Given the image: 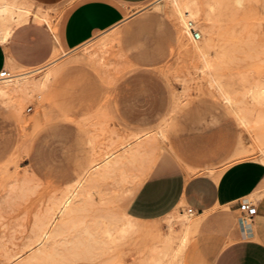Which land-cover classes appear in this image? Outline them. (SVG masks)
Segmentation results:
<instances>
[{"label": "rangeland", "instance_id": "1", "mask_svg": "<svg viewBox=\"0 0 264 264\" xmlns=\"http://www.w3.org/2000/svg\"><path fill=\"white\" fill-rule=\"evenodd\" d=\"M79 1L17 0L45 18L33 22L58 54L9 67L29 84L0 92V264H209L194 214L150 227L125 206L166 151L211 173L264 162V0L187 2L200 48L170 0H151L66 52L60 29ZM263 199L264 184L247 200Z\"/></svg>", "mask_w": 264, "mask_h": 264}, {"label": "crops", "instance_id": "2", "mask_svg": "<svg viewBox=\"0 0 264 264\" xmlns=\"http://www.w3.org/2000/svg\"><path fill=\"white\" fill-rule=\"evenodd\" d=\"M52 5L60 0H35ZM151 0H81L66 15L61 45L70 52L123 23L133 8ZM34 18L18 25L0 41V72L14 66L39 68L58 54L54 34ZM45 20V19H44ZM187 160L188 163H184ZM162 153L144 183L132 192L125 211L150 227L164 225L177 211L192 208L197 223L196 241L209 264H264V199L257 214L243 218L239 202L264 184V162L236 161L222 171L203 170L217 164L190 159L186 151ZM190 159V160H188ZM201 168L190 174L187 167Z\"/></svg>", "mask_w": 264, "mask_h": 264}, {"label": "bare ground", "instance_id": "3", "mask_svg": "<svg viewBox=\"0 0 264 264\" xmlns=\"http://www.w3.org/2000/svg\"><path fill=\"white\" fill-rule=\"evenodd\" d=\"M190 0H170L171 4H172V7H173V10L180 16L181 20L183 21V23L185 24V28L187 27V18H190L191 17V10L189 12V6L187 2H189ZM192 1V4H194L195 2H197L196 0H191ZM191 9V7H190ZM197 13V12H196ZM197 15V14H196ZM195 15V16H196ZM194 16V17H195ZM45 17V16H44ZM193 17V18H194ZM31 18H34L36 20H42V19H45L43 18L42 16H40L38 13H35V14H32L30 13L29 10L25 9L24 7H22L21 5L18 4L17 0H0V41L1 42H5L8 37L11 35V32L13 31V29L15 27H17L18 25L30 20ZM192 18V17H191ZM185 32L186 34L188 35L189 32L187 30V28L185 29ZM189 37H191L190 35H188ZM193 39V38H192ZM194 40V39H193ZM191 41V40H190ZM194 42L197 44V47L200 48V45L198 43L197 40H194ZM219 49V48H218ZM262 50V48H261ZM260 50V51H261ZM263 54V53H262ZM260 54V55H262ZM258 56V55H257ZM262 58V56H261ZM26 75V74H25ZM13 78V77H12ZM10 76L7 77V78H3L5 80V83H4V86L3 87H0V92L5 94L7 93V90L5 91V88H7L10 84H17L16 87H25L27 88V84H29V79L28 78H25V77H22L21 78H18L16 77V79H12ZM18 78V79H17ZM1 79V78H0ZM46 79V78H45ZM3 80V82H4ZM48 81V80H47ZM30 82H33V81H30ZM44 83V82H43ZM47 83V82H46ZM42 83H38V85L41 86ZM3 85V84H2ZM31 85V84H30ZM33 85H34V82H33ZM32 85V87H33ZM37 86V85H36ZM10 87V86H9ZM13 87V86H12ZM15 87H13V90ZM29 88V86H28ZM35 88V87H33ZM32 88V89H33ZM12 89V88H11ZM31 89V90H32ZM28 90V89H27ZM11 91V90H9ZM16 91V90H15ZM20 91V90H19ZM33 91V90H32ZM23 92L25 93L26 92V89L25 91L23 90ZM14 93V92H13ZM17 93V92H16ZM27 93V92H26ZM29 93V91H28ZM27 93V94H28ZM152 140V139H151ZM152 159V158H151ZM127 160V159H126ZM128 160H133L132 158H129ZM156 161V158H154L152 160V162L148 165V169H146V172L143 176V180H146V178L148 177V173L151 171V167L154 165ZM133 162V161H132ZM72 189V188H71ZM77 191V190H76ZM62 194V193H61ZM68 202V200H67ZM67 204V203H66ZM61 212V211H60ZM54 214V213H53ZM47 217V216H46ZM48 218V217H47ZM53 218V217H52ZM51 218V219H52ZM54 220V219H52ZM60 221V220H59ZM54 222V221H53ZM46 223V221H45ZM50 223V222H49ZM44 224V223H43ZM54 224H52L53 226ZM57 225V223H56ZM50 226V225H49ZM42 227V226H41ZM48 228V227H47ZM197 228V223L196 222H190V225L187 226V229L190 230V229H195L196 230ZM45 229V228H44ZM49 229V228H48ZM42 231V230H41ZM48 231V230H47ZM53 231V230H52ZM174 231L175 229H172L171 230V235L174 234ZM50 232H51V228H50ZM47 233V232H46ZM45 233V235H46ZM51 234V233H49ZM42 236V235H41ZM49 236V235H48ZM44 237V236H43ZM42 237V239H43ZM41 238V237H40ZM42 239L40 240L39 237H38V241H41L42 243ZM44 240V239H43ZM185 240V239H184ZM194 246V245H193ZM200 258V257H199ZM86 259V258H85ZM183 259V258H182ZM181 262V261H180ZM186 262H187V259H186ZM191 262V260H190Z\"/></svg>", "mask_w": 264, "mask_h": 264}, {"label": "built area", "instance_id": "4", "mask_svg": "<svg viewBox=\"0 0 264 264\" xmlns=\"http://www.w3.org/2000/svg\"><path fill=\"white\" fill-rule=\"evenodd\" d=\"M187 30L189 32L188 35H190L194 40H199L201 38V33L197 30L196 23L193 20H189ZM9 76L10 73L8 70H3L0 72L1 79L7 78ZM239 208L243 214V218L245 219L252 220V218L257 214V205L250 200L245 199L240 201ZM186 212L190 215L195 213L192 208H188Z\"/></svg>", "mask_w": 264, "mask_h": 264}]
</instances>
